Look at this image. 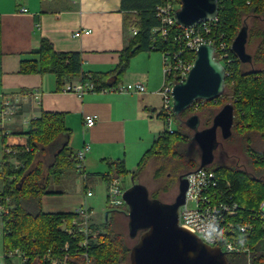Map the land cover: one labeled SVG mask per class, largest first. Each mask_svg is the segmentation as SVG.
<instances>
[{"label":"trees","instance_id":"16d2710c","mask_svg":"<svg viewBox=\"0 0 264 264\" xmlns=\"http://www.w3.org/2000/svg\"><path fill=\"white\" fill-rule=\"evenodd\" d=\"M163 1L122 0V9L128 12L126 25L130 28L136 24L139 31L129 39V44L122 50L119 64L113 71L91 74L95 90L117 87L130 67L132 58L139 52L170 50L174 55L176 51H179L181 46L173 39V35L165 41L161 34L155 30V27L160 26L161 22L156 16V8ZM172 1L177 5L180 4V0ZM135 13H139V19L135 18L137 23L132 21ZM244 16V25L247 24V16L253 17V24L259 23L260 18H264V0H220L218 21L216 22L218 24L214 25V29L216 31L226 30L229 33L230 46L242 27ZM177 29L178 27L175 26L173 31ZM257 36L261 40L253 58L255 63L262 67L245 70L243 62L233 50H230L234 62L231 68L232 73H228L226 76L224 94L215 100H199L201 103L199 109L195 108L194 103L180 115L182 120L190 114H199V112L202 119L201 112L205 107L222 108L226 103L231 102L234 105L233 127L236 132L243 133L248 142H251L252 131L264 133V25L258 26ZM2 53L0 25V55ZM33 54L36 56L35 58L21 61L22 73H53L56 75L57 85L60 88L65 82L72 81L82 75L80 53L58 52L47 38L41 40ZM182 57L192 60L195 53L186 51ZM225 66L227 68L226 63ZM86 77L87 74L82 75L81 78ZM161 118L164 121L162 112ZM203 124L204 127H207L208 122L204 120ZM17 134L27 136L29 149H20V152L15 154L22 163L18 168L8 161L11 153L7 152L4 158L0 204L12 205L10 212L2 217L3 228L9 232L3 236L4 249L22 248L28 251L31 258L24 264H51L44 260V255L50 251L54 257L63 256L65 243L69 242L70 263L85 264L81 253L85 252L86 248L79 245L83 235L78 234V237L75 238L61 230L63 219L71 221L76 216L75 213H44L41 205L42 196L54 192L53 189H50L53 178H56L55 182H59L66 168L74 167L78 161L68 146L71 131L65 128L63 115L43 112L30 121L28 130L18 131ZM184 136V133L179 129H175L173 133L164 129L159 133L152 147L142 157L137 170L132 173L134 179L152 158L174 156L181 159L183 156L187 157L184 163L175 168V171H179L180 175L199 167L200 156L195 148L189 149V155H187V151L182 147ZM248 147L250 148L248 151L257 152L251 145ZM263 154L259 153L256 157L250 156L251 161L264 164V158L261 159ZM110 165L111 171L116 176L123 177L129 173L124 161L118 160ZM208 167L215 170L222 178L230 181L231 192L235 195L238 203L245 206L246 210L256 209L258 211L260 209L264 202V178H254L237 169L231 170L212 165ZM160 168H158L156 177L163 174ZM256 168L264 169V166L257 165ZM104 179L108 181L109 177L104 176ZM156 196L157 194H153V198H157ZM111 211L121 210L110 209L109 212ZM247 214L249 211L242 212L238 217L244 218ZM252 221L255 228L248 237V242L253 249L250 264H264V219L261 215H254ZM113 226L110 221L92 225L91 243L89 244L92 264H122L130 256L131 247L127 245L124 236L117 232ZM224 232H226L225 235L229 234L226 229ZM94 233L98 234L97 239H93ZM234 233L241 235L239 230ZM228 258L232 264L230 254H228ZM5 264H13L12 259L5 258Z\"/></svg>","mask_w":264,"mask_h":264},{"label":"crops","instance_id":"0c3cea01","mask_svg":"<svg viewBox=\"0 0 264 264\" xmlns=\"http://www.w3.org/2000/svg\"><path fill=\"white\" fill-rule=\"evenodd\" d=\"M127 13L122 9V0H0L3 51L0 110L2 98L22 106L15 116L0 124V190L8 149L13 151L8 161L15 168L22 164L15 154L20 149H29L27 136L17 132L29 127L25 119L32 120L43 112L63 115L65 128L71 131L68 146L74 156L86 143L91 144L88 165L90 171L98 174L90 180L93 189L100 180L106 185L104 175L111 171L112 162L124 161L129 173L137 170L142 157L163 131L158 125L163 121L161 97L156 92L163 80L162 52L136 54L120 83L142 81L146 92H120L108 87L88 91L80 97L65 88L68 82L75 83L82 75L109 73L116 68L122 50L132 37L131 27L126 25ZM82 29L91 31L75 36ZM43 38L49 39L58 52L80 53L81 77L65 82L60 88L53 73L21 72V61L36 57L33 51ZM94 113L100 118L88 127L85 115ZM63 174L59 182L53 178L51 183H61L62 190L53 189L54 192L42 196L44 213L74 212L84 198L82 176L75 166L66 168ZM0 218L1 230L3 219ZM94 220L101 224L96 210Z\"/></svg>","mask_w":264,"mask_h":264},{"label":"built area","instance_id":"2783aa9c","mask_svg":"<svg viewBox=\"0 0 264 264\" xmlns=\"http://www.w3.org/2000/svg\"><path fill=\"white\" fill-rule=\"evenodd\" d=\"M180 4L177 5L172 0H164L156 8V16L160 19V26L156 27L163 39L166 41L171 35L181 48L176 51L174 55L170 50L162 52L163 56V83L161 89L157 90V94L161 97V112L164 113V123L166 130L170 133L175 131L173 126L177 116L174 111L173 88L174 85L187 78V75L193 67L196 52L200 45L210 43L215 46L214 57L219 60L226 69V76L231 72L232 63V45H229V33L225 31H216L214 25L218 21V16L215 19L203 21L192 27H183L176 21V11ZM23 11H27L26 8ZM218 24V23H217ZM216 24V25H217ZM177 26L178 29L173 31ZM91 30H78L75 36H80L83 32ZM139 28L137 25L131 27L132 35L137 34ZM231 50V51H230ZM186 51H193L195 57L190 60L182 56ZM234 51V50H233ZM173 58V60H172ZM227 65V68L225 66ZM229 69V71H228ZM91 74H87L86 78H81L75 83H67L66 91H72L82 97L88 91H94V82ZM108 89V88H105ZM109 90L120 92H146L147 87L142 81H133L129 83H122L117 87H109ZM195 103V104H194ZM193 104L196 109H199L201 103L199 100ZM192 104V105H193ZM21 105H14L12 101L2 98V109L0 110V124L5 123L10 118L15 116ZM100 118L97 113L85 115V124L88 127L94 126ZM31 119H25L24 122L30 123ZM8 153H13L8 149ZM91 151V144L86 143L76 153L77 163L75 168L82 176L83 185L85 188V195L79 207L74 211L75 217L68 221L63 219L61 230L73 235L75 238L78 234H82L83 238L80 240V247L86 248L85 252L81 253L86 261L90 260L89 244L91 243V227L93 224H98L94 220L93 206L89 204L88 198L94 195V189L90 183L91 178L97 176L95 172H91L88 165V155ZM1 170V168H0ZM188 179V189L186 192V202L180 206L179 209V223L186 229L197 234L201 239L212 245L220 246L221 249L228 254H245L249 259L252 257V247L248 242V237L254 231V222L252 217L254 215H261L264 219V202L260 209H248L238 203L235 195L231 192L230 181L222 178L215 170L208 166L197 167L196 169L186 173ZM104 176L109 177L106 184L107 204L110 209L126 210L129 212V206L124 199L126 188L122 184V177L116 176L112 171H109ZM249 211L244 218L238 217L242 212ZM10 208L4 204H0V217L7 215ZM239 218V219H238ZM229 231L225 235L224 230ZM239 230L241 235H236L234 231ZM3 236L9 232L2 228ZM93 239H97L98 234L94 233ZM79 248L77 249V251ZM4 258L17 259L25 263L30 260L31 256L28 251L22 248L4 249ZM70 257V243L66 242L64 247V255L61 257H54L51 252L44 255V260L51 264H72Z\"/></svg>","mask_w":264,"mask_h":264},{"label":"water","instance_id":"95a60500","mask_svg":"<svg viewBox=\"0 0 264 264\" xmlns=\"http://www.w3.org/2000/svg\"><path fill=\"white\" fill-rule=\"evenodd\" d=\"M219 8L220 0H180L176 21L189 28L217 18ZM248 35L246 24L240 28L232 43V49L244 63L253 60L246 48ZM214 50L213 44L200 45L187 78L174 85V111L177 117L180 118L197 100H215L224 94L226 69L215 59ZM234 112V105L226 103L215 114L212 124L205 128L200 127L201 117L198 113L191 114L185 120L201 151L200 167L213 163L215 149L220 143L219 130L223 138L232 135ZM186 175L179 176V192L173 202L151 197L148 188L142 183H133L125 190L124 199L130 209V236L138 238L130 251V264H230L227 253L220 246L204 242L179 223V209L186 202L188 189ZM108 214L109 211L106 219Z\"/></svg>","mask_w":264,"mask_h":264},{"label":"rangeland","instance_id":"374dc122","mask_svg":"<svg viewBox=\"0 0 264 264\" xmlns=\"http://www.w3.org/2000/svg\"><path fill=\"white\" fill-rule=\"evenodd\" d=\"M139 13H135L134 18L132 17V21L137 23L138 21L135 19H139ZM245 16L242 18L243 26L245 24ZM253 17L247 16V25L249 29L248 41H247V51L254 56L257 47L260 44V37L257 36V28L260 25H264V18H260L259 23L257 22L253 24ZM136 25V24H134ZM132 26V25H131ZM256 27L254 30L252 28ZM145 52V51H143ZM163 60V56H162ZM256 61L252 60V62H243V67L245 70L250 69H260L262 66L255 63ZM163 83V80H162ZM162 84L159 89H161ZM158 89V90H159ZM159 104V99L158 102ZM221 109V107L211 108L205 107L201 112V128H205L203 121L206 120L208 122V126H210L213 122V118L215 114ZM200 114V112H199ZM191 115V114H190ZM188 115V116H190ZM161 123L158 125L161 126V129H166L165 123L160 120ZM173 126L176 129L181 130L184 133V138L182 141V147L187 151V155H189V149L195 148L198 152L199 156L201 155L200 148L194 139L193 131L185 124V122L177 117L173 123ZM28 130L25 128L24 131ZM233 134L229 138H223L221 132H218V139L220 141L219 145L215 149V157L214 161L211 164L214 167H223L226 169H237L240 171L246 172L249 176L254 178H264V169L256 168L257 165L264 166L262 163H253L251 161V157H256L259 153H264V133L258 131H252L251 142L246 140L245 135L240 134V132H236L234 127H232ZM251 145L256 153H252L248 151L250 149L248 146ZM251 156V157H250ZM264 158V154L261 156V159ZM187 157L183 156L181 159L179 157L167 156L160 158H152L149 160L144 168L136 175L134 179L132 172L122 177V184L127 189L133 185V183H142L144 184L150 193V196L153 197V194H157V198L165 201L172 202L175 199V196L178 193V179H179V171H175V168L182 163L185 162ZM161 167V168H160ZM158 168H160L163 174L160 177H156V173L158 172ZM91 170V169H90ZM92 172V171H91ZM185 173V172H184ZM107 184V181H106ZM95 192L92 197L88 198L89 204L94 205V210L98 213V216H101L100 223H104V221H110L112 225H114V229L121 233L124 236V239L128 246L131 248L136 244L138 238H132L130 236V228H129V218L128 213H125L126 210L122 211H111L108 214V219L106 220V212L110 210L111 207L107 204V194L106 190L104 192L105 182L100 180L97 185H94ZM61 183H54L50 186V189L58 190L60 192L62 190ZM94 197V198H93ZM44 205V203H43ZM11 210L12 205L8 206ZM125 211V212H124ZM110 219V220H109ZM1 225V218H0ZM4 248H3V234L0 231V264H5L4 258ZM90 256V253H89ZM232 264H250V259L245 254H230ZM86 260V258H85ZM13 264H24L20 260L12 259ZM86 264H92V259L90 256V260L86 261ZM122 264H130V256L122 263Z\"/></svg>","mask_w":264,"mask_h":264},{"label":"flooded vegetation","instance_id":"af4514ba","mask_svg":"<svg viewBox=\"0 0 264 264\" xmlns=\"http://www.w3.org/2000/svg\"><path fill=\"white\" fill-rule=\"evenodd\" d=\"M188 117H189V116H188ZM188 117H187V118H188ZM187 118H186V119H187ZM186 119H184L183 121L185 122ZM178 183H179V179H178ZM178 185H179V184H178ZM178 192H179V189H178ZM177 195H178V193H177ZM177 195H176V196H177ZM176 196H175V198H176ZM174 200H175V199H174ZM174 200H173V201H174ZM173 201H172V202H173Z\"/></svg>","mask_w":264,"mask_h":264},{"label":"bare ground","instance_id":"6f19581e","mask_svg":"<svg viewBox=\"0 0 264 264\" xmlns=\"http://www.w3.org/2000/svg\"><path fill=\"white\" fill-rule=\"evenodd\" d=\"M161 23V22H160ZM159 26V25H158ZM156 28V27H155ZM154 32H156V31H154Z\"/></svg>","mask_w":264,"mask_h":264}]
</instances>
